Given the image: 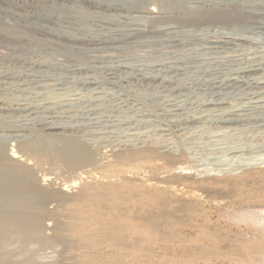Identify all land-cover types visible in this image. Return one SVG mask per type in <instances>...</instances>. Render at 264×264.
Returning <instances> with one entry per match:
<instances>
[{"label": "bare ground", "instance_id": "6f19581e", "mask_svg": "<svg viewBox=\"0 0 264 264\" xmlns=\"http://www.w3.org/2000/svg\"><path fill=\"white\" fill-rule=\"evenodd\" d=\"M50 1L0 0L8 14L1 48L14 43L63 58L47 65L0 55V264H65L39 251L59 253L65 232L88 231L96 218L83 211L60 224L54 208L87 204L95 187L107 188L111 180L94 174L112 159L156 156L150 167H159L162 156L187 165L178 142L198 141L201 133L189 131L207 126L202 135L215 142L237 130L264 140V0H60L63 12L50 11ZM155 46L167 55L149 65L120 54ZM108 51L117 54L106 59ZM55 141L67 175L40 173L23 150Z\"/></svg>", "mask_w": 264, "mask_h": 264}, {"label": "rangeland", "instance_id": "374dc122", "mask_svg": "<svg viewBox=\"0 0 264 264\" xmlns=\"http://www.w3.org/2000/svg\"><path fill=\"white\" fill-rule=\"evenodd\" d=\"M49 4L53 5L50 11L54 9V12H63L68 7L60 0L50 1ZM42 11L45 12V9ZM7 16L0 10V20ZM8 44L5 48L0 47V55L9 56L13 62L40 61L51 65L63 59L57 52L34 51L14 43ZM125 50L120 54H127L125 56L135 62L144 61V65L164 60L168 51L158 46ZM105 53L111 57L107 58ZM105 53L106 59L117 54L113 51ZM77 89L88 92L79 87ZM195 97L196 100L204 98L201 95ZM207 127L189 131L192 135L201 133L196 136L198 141L178 142L177 146L181 147H177L179 154L188 149L183 151L189 157L187 165H174L160 156V159L157 158L159 167H150L155 165L156 156L146 158L153 162L144 159L130 161V153L127 155L129 161L115 158L96 168L94 177L109 178V186L95 187V194L87 204H59L52 216L55 222L62 224V220L72 221L73 217H82L80 213L85 211L91 219L96 218L94 227L83 232L78 229L65 232L59 242V253L45 249V253L39 251L42 257L50 255L52 257L48 259H61L60 262L65 264H264V247H261L264 245V143H261L264 140L257 139L255 132L237 130L233 132L234 136L238 134L234 139H230L233 138L230 134L220 143L212 140L211 144L212 141L202 135L211 131ZM149 131L156 138L155 142L161 141L151 134L152 130ZM55 142L54 146H45L40 152L29 146L23 150L40 173L67 175L64 171L68 168L59 151L62 143ZM240 148H243L242 155L239 152L236 155L239 158H234L231 152ZM251 149L256 151L252 153ZM234 162H243L245 166L235 170L233 167L239 163L236 165ZM205 168L207 173L201 175ZM149 180L157 181L154 186L163 191L154 193L155 187L147 185ZM82 187L83 183L73 190ZM64 238L69 240L68 246Z\"/></svg>", "mask_w": 264, "mask_h": 264}]
</instances>
